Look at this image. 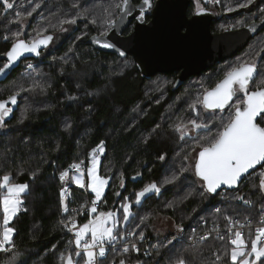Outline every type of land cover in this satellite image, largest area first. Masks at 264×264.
Wrapping results in <instances>:
<instances>
[{
	"label": "trees",
	"instance_id": "obj_1",
	"mask_svg": "<svg viewBox=\"0 0 264 264\" xmlns=\"http://www.w3.org/2000/svg\"><path fill=\"white\" fill-rule=\"evenodd\" d=\"M118 2L15 0L14 9L7 13L0 3V56H5L10 49L11 33L15 29L23 28V39L34 36L36 30L42 28H48L46 34L54 37L38 58L24 60L0 83V88H14L19 83L29 88L33 81L37 85L35 90L18 97L12 116L6 118L5 127L0 130V177L10 174L16 183L28 185L23 194V208L10 222L15 229L13 242L16 251L23 253L19 264H65L66 261L60 259L61 254L76 251L74 244L69 243L72 239L67 229L60 223L67 218L62 214L61 188L70 185L73 194L71 206L91 205L94 195L73 181L63 183L59 174L73 162L84 160L89 165V154L102 141L104 151L99 171L110 179L103 199L98 202V209H120L125 198L134 202V193L149 183L155 182L161 188L158 194L150 193L140 204L132 203L133 215L126 228L118 229L124 233L135 231L136 236L143 231L147 238L154 240L141 243L139 252L120 251L112 253L110 258L123 259L130 264H174L179 256L189 264H231L230 255L225 256L226 251L230 254L232 247L227 239L213 237L192 243L189 235L194 227L206 230L218 224L226 228L228 222L225 217L230 216L240 222L250 220L251 225H247L245 231L251 232L254 238L253 229L261 220V208L264 206V191L259 188L261 168L247 176L234 190L217 194L203 190L190 161V145L195 141L179 139V133L173 127L180 120L196 118L189 108L194 100V90L185 88L188 83L175 87L174 73L156 74L147 79L139 71L132 55L119 57L99 51L87 43L91 35L99 34L100 22L111 6ZM36 4L40 7L33 15L25 16ZM74 4L90 7L91 16L97 17L98 23L93 25L81 18L75 25H65L67 31L54 28L60 20L78 11ZM217 6L222 8L220 3ZM263 6L264 0H259L257 7ZM253 7L248 10L250 14L255 12L251 9ZM17 12L21 13L20 18L15 15ZM243 12H236L233 18L242 21ZM223 19L214 22L213 29L216 30ZM23 20L27 21L26 28ZM132 29L133 26L126 33ZM263 34L264 31L259 36ZM5 35L8 40L4 39ZM256 41L248 51L258 52L264 48V36L261 42ZM260 57L258 78L264 80V51ZM2 60L6 58L2 57L0 62ZM29 63L34 65L33 69L27 68ZM225 64L218 63L201 74L208 75L206 88L214 87L224 75L228 66ZM158 78H161L162 86L155 83ZM10 94V91L0 94V100ZM28 94H31L29 97L33 103H25ZM200 115L210 119L212 114L201 111ZM216 115L219 117L218 112ZM186 154L189 155L188 160L183 159ZM183 167L189 170L182 172ZM173 175L177 177L175 181L165 183ZM236 196H242L250 203L235 199ZM181 199L182 202L176 203ZM217 208L220 213L216 212ZM155 214L169 216L176 226L183 227V231L178 230L156 240L161 236L146 228ZM89 218L90 215L84 216L79 222ZM177 234L183 235V240L172 238ZM145 248H150V251ZM81 263L82 257L79 259Z\"/></svg>",
	"mask_w": 264,
	"mask_h": 264
},
{
	"label": "snow or ice",
	"instance_id": "obj_2",
	"mask_svg": "<svg viewBox=\"0 0 264 264\" xmlns=\"http://www.w3.org/2000/svg\"><path fill=\"white\" fill-rule=\"evenodd\" d=\"M219 2V0H215ZM254 0H244L237 7L244 8L252 4ZM3 5V11L14 9L15 0H0ZM36 4L30 11L24 15L31 17L33 12L39 8ZM73 7L78 11L73 13L71 17H65L58 22L57 26H53L60 31H67L65 25H75L78 20L83 18L89 20L93 25L98 23V18L91 16L92 9L90 7H81L79 4H74ZM152 7V0H143V5L140 9V14L135 17L141 22H144V11ZM118 10V11H117ZM228 11L234 9L229 7ZM133 7L130 0H119L111 6V10L100 22L99 35L93 37L95 42L103 48H115L116 44L109 37L115 34L120 26L124 23L125 18L132 14ZM18 18L21 13L15 14ZM91 18L89 19V17ZM243 24V21L240 22ZM230 27H235L232 25ZM251 31H256L255 21H251L247 25ZM48 33V28L37 29L34 36L23 39V28L12 33V43L10 49L6 52V62L0 66V76L6 75V71L11 69L21 57L26 53L41 55V49H46L53 41L54 37ZM86 34V33H85ZM8 40L7 35L4 36ZM260 51H264L261 48ZM125 53L121 52L120 55ZM260 56V52L250 56L249 59L243 60L235 66H232L224 73V76L211 89H205L203 93L196 97L189 104L190 110L195 113L196 118L180 120L173 127L179 133L181 140H193L195 144L190 145L191 152L196 155L192 159L194 164L192 169L194 175L199 178L203 190L210 194H217L218 189L226 186L227 188L237 187L242 177L250 174V170H255L257 167L264 169V80L253 85L254 75L257 68L255 60ZM28 69H33L34 65L27 64ZM31 78V74H29ZM36 82L29 88H25L23 83L17 84L11 94L6 99L0 100V128L5 127V120L13 111V107L17 105L18 97L24 92H31L36 88ZM11 105V106H10ZM205 111L211 113V118L204 120L200 118V112ZM219 113L217 117L216 113ZM215 126V130H213ZM71 127V125H68ZM198 149V151H197ZM104 151L103 141L97 148L92 149L90 155V166L86 169L82 168L84 161L73 162L69 169L61 171L59 174L60 180L63 182L70 176L72 171V181L81 189L90 188L95 198L91 201V206L88 208L91 214H94L91 219L82 226L78 227L75 215L68 216L66 220H61L62 226L69 232L74 234V244L76 251H71L67 254H61L60 259L66 261V264H79V259L82 257L84 264H98L99 258L106 256V245H111L118 240L124 239L125 235L136 236L135 231L124 233L118 231L119 227L127 225L130 217L133 215L132 202L127 198L120 205V211L99 212L97 208L98 202L104 195L105 188L108 185L110 177H105L99 174V155ZM160 159H164L163 156ZM184 160L189 159L186 154ZM188 167H183L182 172H187ZM87 175L88 183L85 182ZM139 175V173H137ZM34 178V177H33ZM177 177L173 175L166 179L165 183H173ZM135 179V177H133ZM123 186V185H122ZM27 184H18L12 182L10 174H4L0 177V209H2V230H0V251L10 252L15 249L13 235L15 229L10 225V221L21 211L23 204L22 195L27 190ZM259 188L264 191V172L260 174ZM160 186L155 182L149 183L141 190L134 193L135 203L140 204L142 199L150 193H159ZM61 204L62 211L68 213L69 207L67 203L68 189L61 188ZM120 195V193H116ZM235 199L244 201V197L236 196ZM250 203L249 201H244ZM88 207L81 205V210ZM169 207H172L169 204ZM78 214L76 209L71 210ZM220 213L219 208L216 209ZM261 225L255 229V235L248 233V238L240 230L245 227L244 223L238 220H233L232 217H225L227 224L225 225L228 236L219 235V225L217 224L212 231L217 232L218 238L221 240L227 239L232 246L230 254L225 252V256L230 255L231 264H264V206L261 208ZM247 224L250 226L251 221ZM239 226V227H237ZM178 230L183 231V227L178 225ZM195 229L192 232L195 233ZM211 232L200 236V240H207ZM144 233H139L138 239L144 240ZM175 239V237L173 238ZM250 241V245H249ZM73 243V241H69ZM172 243V241H169ZM130 249L139 252L140 249L135 243L123 247V253H128ZM19 253H13L5 264H16ZM219 259V257H217ZM115 264V262H113ZM119 264H126V261L121 259ZM174 264H189L182 257H177Z\"/></svg>",
	"mask_w": 264,
	"mask_h": 264
},
{
	"label": "water",
	"instance_id": "obj_3",
	"mask_svg": "<svg viewBox=\"0 0 264 264\" xmlns=\"http://www.w3.org/2000/svg\"><path fill=\"white\" fill-rule=\"evenodd\" d=\"M190 3L191 0H152V7L145 9L144 22H141L135 17L140 14L143 0L137 4L135 0H130L133 7L132 14L127 16L120 29L109 37L116 47L107 49L97 44L93 37L99 34L91 35L87 43L99 51L114 53L119 57L132 55L139 71L147 79H151L156 74H172L179 71L175 82V86L179 87L189 78L199 76L212 69L217 63L226 61L243 51L264 29V20H261L255 21L256 31H251L247 27L249 23L239 29L215 32L212 28L216 18L215 13L208 8H202L189 16ZM131 26L133 29L127 34L126 31ZM43 50L41 49V52ZM121 52L125 54L120 55ZM38 57L26 53L6 71V75L0 76V83L5 81L24 60ZM258 73L257 68L254 79ZM12 113L7 118H10ZM259 169L257 167L255 170H250V174L242 177L237 187L224 186L218 189V192L238 188L247 176Z\"/></svg>",
	"mask_w": 264,
	"mask_h": 264
},
{
	"label": "rangeland",
	"instance_id": "obj_4",
	"mask_svg": "<svg viewBox=\"0 0 264 264\" xmlns=\"http://www.w3.org/2000/svg\"><path fill=\"white\" fill-rule=\"evenodd\" d=\"M198 1V0H197ZM244 2V0H219V2L218 3H220L221 5H222V8H219L218 6H217V2H215V0H207V1H204V2H202L201 0H199L198 1V3H197V5L196 6H202V5H207L208 7H212L211 9H214L215 8V10H221L220 11V13H219V17L220 18H222L223 19V17H226V19H223L220 23H219V27L220 28H223V27H229V26H232V25H235V27H231V28H237V27H239L240 26V22H241V20L240 19H235V18H233V16H234V14H237V13H239V12H242V11H244L243 12V14H244V19L242 20L243 21V23L245 22V21H248L249 19H251V18H254L255 17V15L256 14H250L249 13V8L250 7H252L253 5H255V4H257L258 2H259V0H254V2L252 3V4H250L249 6H247V7H244V8H239V7H237V5L239 4V3H243ZM224 4V6H223V4ZM259 4V3H258ZM257 4V5H258ZM229 7H231V8H233L234 10L233 11H228L227 9L229 8ZM263 11H264V6H263V8H260V13H263ZM237 12V13H236ZM257 15H259V14H257ZM263 15H261V17H262ZM23 23H24V28H26V20H23L22 21ZM17 29H15L14 30V32L16 31ZM13 33V32H12ZM12 33H11V35H12ZM264 36V34L263 35H261V36H258L256 39L259 41V42H261V40H262V37ZM258 41H256V42H258ZM260 52V56H261V54H262V51H259ZM5 55V54H4ZM246 55V54H245ZM2 57H5V56H0V59L2 58ZM240 57H236V58H234V59H232V60H230V61H226L225 63V65L227 66V69H226V71L227 70H229L232 66H235V65H237L238 64V59H239ZM246 59H249V57H247V55L245 56V60ZM257 59H258V57H257ZM256 59V60H257ZM4 60V59H3ZM1 61L0 62V66H2L3 65V63H5L6 62V60L5 61ZM242 61V60H241ZM226 71H224V72H226ZM211 75V74H210ZM160 80H161V78H158V79H156L155 80V83L156 84H160ZM208 80V75H201V76H199V77H195V78H193L190 82H188V84H186L185 86V88L186 89H188V90H190V89H193L194 90V99L196 98V97H198V96H200L202 93H203V91L205 90V83H206V81ZM261 80H263L262 78H258L257 80H256V83L255 84H258V83H260V81ZM153 85H154V83H153ZM187 85L189 86V87H187ZM159 86H162V84H160ZM12 90H13V86H3V87H1L0 88V94H3L4 92H8V91H10V93L12 92ZM29 96H31V94H28V98H26V100H25V103H27V104H30L32 101H31V98L29 97ZM33 103V102H32ZM24 106H26V105H24ZM200 118H202V119H204V120H208V118L206 117L205 118V116L204 115H200ZM2 128H0V130H1ZM197 151H198V149H197ZM103 154V153H102ZM102 154H100L99 155V169H100V162H101V156H102ZM195 155H196V153L195 152H191V157H190V161H191V163H192V165L194 164V160L192 159L193 157H195ZM91 159V158H90ZM84 161V160H83ZM78 163V162H77ZM86 162L84 161V164L82 165V168H84V169H86L87 167H89L90 166V162L88 163L89 165H87V164H85ZM69 169V168H68ZM260 170V169H259ZM170 171V170H169ZM192 171H193V169H192ZM191 171V172H192ZM260 172H264V169H261V171ZM99 174H100V171H99ZM72 175H73V173H72V171L70 170V176H69V178H67L65 181H63V183H66V182H72ZM101 175V174H100ZM12 182L13 183H16V180H14V179H12ZM85 182H86V184L89 182L88 181V178H87V175H85ZM108 184H109V182H108ZM67 185H69V184H66L65 185V187L67 186ZM70 186V185H69ZM159 186V185H158ZM64 187V188H65ZM107 188H108V185L106 186V188H105V192H104V195H105V193H106V191H107ZM90 192H91V190H90V188H87ZM92 193V192H91ZM93 194V193H92ZM94 195V194H93ZM103 195V196H104ZM149 195V194H148ZM61 196V195H60ZM94 198H95V196H94ZM22 199H23V195H22ZM103 199V197L101 198V200ZM100 200V201H101ZM23 201H24V199H23ZM182 202L183 201V199H181V200H176V203L177 202ZM132 202V201H131ZM134 202H135V200H134ZM134 202H132V203H134ZM172 202H173V200H172ZM120 205V204H119ZM23 208V204L21 205V209ZM174 209H177V206L174 208ZM98 211L99 212H107V211H104V210H101V209H98ZM109 211H120V214L122 215V210L121 209H116V210H109ZM131 211H132V209H131ZM94 214H90V218L89 219H91L92 218V216H93ZM3 217V213H2V209H0V218H2ZM15 218V217H14ZM13 218V219H14ZM13 221V220H12ZM88 221V220H87ZM87 221H85V222H79L78 223V227L79 226H82L83 225V223H86ZM11 222V221H10ZM10 226V225H9ZM1 225H0V230H2L1 229ZM149 227V229L152 231V232H156V234L158 235V236H161V237H157L158 239L159 238H162V237H165L167 234H169V233H171V234H175L177 231H178V228H177V226H176V223H175V221L173 220V219H171L169 216H166V215H164V214H155L154 216H153V219H152V221H151V223H150V225L149 226H147L146 228H148ZM119 228H126V225H124V224H122ZM16 247H15V249H12L10 252H7V253H5V252H0V264H5V262L6 261H8L9 259H10V257H11V255L13 254V253H19V256H18V260L16 261V264H19L20 263V260H21V256L23 255V253L20 251H16ZM82 260H83V258H82ZM262 260H264V258H262ZM65 264H66V262H65ZM82 264V263H81ZM83 264H84V262H83ZM258 264H260V262H258Z\"/></svg>",
	"mask_w": 264,
	"mask_h": 264
},
{
	"label": "built area",
	"instance_id": "obj_5",
	"mask_svg": "<svg viewBox=\"0 0 264 264\" xmlns=\"http://www.w3.org/2000/svg\"><path fill=\"white\" fill-rule=\"evenodd\" d=\"M65 188H67L68 189V197H67V203H68V207H69V212L68 213H64L63 211H62V214L65 216V217H68V216H71V215H75V217H76V220H77V224L79 223V220L82 218V217H84V216H87V215H90L91 213L89 212V210H88V208H90V206L91 205H87V204H85V205H87L88 207H86V208H84L83 210H81V205L80 206H71L69 203L72 201V198H73V194H72V191L70 190L71 188H70V186L69 185H67ZM223 191H226V190H223ZM246 205H248V204H246ZM99 207V204H97V208ZM72 209H76L77 210V212H78V214H76V213H73L71 210ZM67 219V218H66ZM233 220H236V219H233ZM261 221V220H260ZM260 221H259V224L257 225V226H255L254 227V229H253V234L255 235V229L257 228V227H259V226H262L261 225V223H260ZM241 223H244L245 224V227L244 228H242V229H240L244 234H245V238L247 239L248 238V233L245 231L246 230V228H247V221H243V222H241ZM237 227H239V226H237ZM213 228H215V227H212L211 229H206V230H204V229H197L196 227H194L193 229H195L196 231H195V233H191L190 235H189V240H190V242H192V243H195V242H198V241H201L199 238H200V236H202V235H206L207 233H209V232H211V235L210 236H208V239H210V238H213V237H215V238H218V234H217V232H215V231H212L213 230ZM66 232H67V234L71 237V239H72V241H73V244H74V234L72 233V232H69L68 230H66ZM128 232H132V231H127V232H125V233H128ZM219 235H222V236H225V237H227L228 236V232H227V229L226 228H221L220 226H219ZM183 235H180V234H177V235H175V236H172V238H176V239H179V240H183V237H182ZM144 240H139L138 239V236H128V235H125V237H124V239H122V240H118L117 242H115L114 244H111V245H106V248H107V252H106V256L104 257V258H99V260H98V264H113V262H115V264H119V261H117V259H112V258H110L111 257V254L112 253H117V252H120V251H122L123 250V247L124 246H128V245H130L131 243H135L136 245H137V247L140 249V251H141V243L142 244H144V243H147V242H150L152 239L151 238H147V236L146 235H144ZM162 238H156V240H161ZM207 239V240H208ZM154 240V239H153ZM152 240V241H153ZM203 241H205V240H203ZM155 243H156V241H155ZM74 248H75V244H74ZM75 250H76V248H75ZM145 250L147 251V252H149L150 251V248H145ZM130 251H134V252H136L135 250H132V249H130ZM0 252H2V251H0ZM123 252V251H122ZM126 264H130V263H126Z\"/></svg>",
	"mask_w": 264,
	"mask_h": 264
},
{
	"label": "flooded vegetation",
	"instance_id": "obj_6",
	"mask_svg": "<svg viewBox=\"0 0 264 264\" xmlns=\"http://www.w3.org/2000/svg\"><path fill=\"white\" fill-rule=\"evenodd\" d=\"M199 1V0H198ZM198 1L197 0H191V3H190V5H189V8H188V15L189 16H192L197 10H199V9H202V8H208V9H210V10H212L214 13H215V15H216V18H215V20L213 21V23L214 22H219L218 21V19H220V17L218 16L219 15V13H220V11L221 10H215V8L214 9H211L212 7H208L207 5H202V6H196L197 5V3H198ZM202 2H204V1H207V0H201ZM140 2V0H135V3L137 4V3H139ZM259 3V2H258ZM257 3V4H258ZM257 4H255L254 6L255 7H253V8H251V9H255V12H254V14H256L255 15V17L254 18H251V20L250 21H247V22H245L246 24H241L239 27H237V28H228V27H223V28H220L219 26H217V28H216V26H215V28H216V30L215 29H213V31H215V32H221V31H223V30H225V29H239V28H242V27H244V26H246L247 24H249L251 21H261V20H264V11H263V13H260L259 11H260V8L259 7H257ZM259 8V9H258ZM257 14H259L260 16L259 17H256V16H258ZM261 15H263V17H261ZM151 18H150V16H148V20H150ZM213 23H212V28H213ZM264 31V29L261 31V32H263ZM260 35V33L259 34H257L250 42H249V44H248V46L243 50V51H241V52H239L238 54H236L235 56H233L232 58H229L228 60H226V61H230V60H232V59H234V58H236V57H240L239 59H238V63H240L241 62V60L243 61V60H245V56L247 55V57H250V56H253V55H255V53L256 52H251V51H248L249 49H250V46H251V44L253 43V42H255L256 41V38L258 37ZM247 50V52H245ZM246 54V55H245ZM257 59V58H256ZM261 60H262V58L259 56L258 57V59L257 60H255V63H256V66H257V68H258V71H259V64H260V62H261ZM226 61H223V62H226ZM219 63H221V62H219ZM218 64V63H217ZM216 64V65H217ZM174 74L176 75V79H175V82H176V80H177V78H178V74H179V71H176V72H174ZM200 76V75H199ZM224 76V75H223ZM223 76L219 79V80H221L222 78H223ZM195 77H198V76H193V77H191V78H189L187 81H185L182 85H180V86H183L184 84H186V83H188V82H190L193 78H195ZM258 79V75H257V77L253 80V83L252 84H250V88H253V85H255V83H256V80ZM176 87V86H175ZM205 89H208V88H205ZM211 89V88H210ZM253 90H254V88H253Z\"/></svg>",
	"mask_w": 264,
	"mask_h": 264
}]
</instances>
